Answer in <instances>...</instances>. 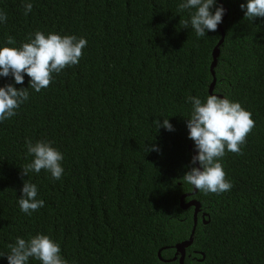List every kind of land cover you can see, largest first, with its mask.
Segmentation results:
<instances>
[{
	"label": "trees",
	"instance_id": "trees-1",
	"mask_svg": "<svg viewBox=\"0 0 264 264\" xmlns=\"http://www.w3.org/2000/svg\"><path fill=\"white\" fill-rule=\"evenodd\" d=\"M182 2L0 0L7 15L0 47H20L37 30L87 40L78 64L54 73L40 92L28 88L17 114L0 122V253L17 237L44 234L68 264H179L175 247L194 222V208L181 205L195 200L200 211L183 264H264V17L245 18L247 0H216L227 13L210 93L221 34L183 28L191 10L178 11ZM9 36L15 45L6 44ZM23 75L22 85L0 77V87H29ZM213 94L239 102L255 126L242 154L226 150L221 159L231 190L192 194L181 179L195 148L187 98ZM156 119H169L174 131L157 130ZM28 140L50 141L62 153L59 180L43 169L21 175L33 159ZM153 145L159 150L148 151ZM25 180L44 201L31 215L18 204Z\"/></svg>",
	"mask_w": 264,
	"mask_h": 264
},
{
	"label": "clouds",
	"instance_id": "clouds-1",
	"mask_svg": "<svg viewBox=\"0 0 264 264\" xmlns=\"http://www.w3.org/2000/svg\"><path fill=\"white\" fill-rule=\"evenodd\" d=\"M240 7L246 9L245 18L248 20L264 17V0H247ZM32 8V3L26 2L24 14L28 15ZM212 8H215L214 12ZM177 10H191L190 21L184 20L183 28H188L190 23L197 37H204L206 31L215 32L225 13L223 6L216 5V0H184ZM6 21V13L0 11V23ZM15 43L11 36L6 40L7 45ZM86 45L87 40L82 37L45 34L37 30L34 34L30 33L20 47H0V77L11 76L18 85L24 83L23 74L31 78L27 88H17L12 83L0 87V122L17 114L16 110L29 99L28 88L40 92L50 85L54 73L58 74L66 67L78 64ZM187 100L192 110L186 124L189 139L194 141L197 154L191 159L193 166L181 179L205 194L230 191L233 185L225 179L221 159L226 150L242 154L241 146L255 126L252 114L227 96L220 98L215 94L208 95L205 102L194 96H189ZM153 123L157 130L163 127L174 131L169 119H163V124L158 119ZM26 147L27 155L33 159L23 166L22 176L28 177L30 172L38 174L43 169L56 180L62 177L63 155L52 146V142L39 140L33 143L28 140ZM147 148L148 151L159 150L155 145ZM197 162L200 167L194 166ZM21 191L22 195L18 198L21 212L31 215L44 206V201L37 199L38 188L34 183L25 180ZM8 247L9 253H0V256H6L8 264H29L30 258L41 264H68L61 256L59 244L48 235L37 234L27 240L17 237L15 243Z\"/></svg>",
	"mask_w": 264,
	"mask_h": 264
},
{
	"label": "water",
	"instance_id": "water-1",
	"mask_svg": "<svg viewBox=\"0 0 264 264\" xmlns=\"http://www.w3.org/2000/svg\"><path fill=\"white\" fill-rule=\"evenodd\" d=\"M224 9H225V13H224V15L222 17V21H224V19L226 18V13H227V9L226 8H224ZM221 23H219L218 26H217V30L220 32L221 38H220L219 42L217 43V45L215 46V48L213 50L212 62H211V65H210L211 74L213 76L212 83L209 86V92L210 93L212 92L213 87L215 85L214 67L216 65V60H217V57H218V54H219L218 47L222 44V42L224 40V30H223V28L221 26ZM220 98H223V97L220 96ZM189 148L191 149V146H189ZM196 154H197V150H196V148H194V155H196ZM196 166L198 167L197 164H196ZM196 191H197V189L193 186L192 194H195ZM181 206H182L183 209H187L189 207H193L194 208V222H193V227H192L191 234H190V237H189L188 241L183 242V243H181V244H179V245H177L175 247L176 248V253L179 254V258H178L179 264H183L184 256H185V248L187 247V245H190L192 243L194 231H195L196 224H197V214L200 211V204L197 201H195V200H192V201H190V202H188L186 204L182 203ZM202 218H204V214H203ZM158 258L161 259L160 258V252H158ZM176 259H177V257L173 258V260H176Z\"/></svg>",
	"mask_w": 264,
	"mask_h": 264
}]
</instances>
